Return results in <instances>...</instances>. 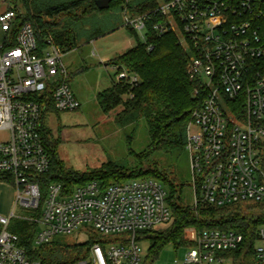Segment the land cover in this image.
<instances>
[{
  "label": "built area",
  "instance_id": "2783aa9c",
  "mask_svg": "<svg viewBox=\"0 0 264 264\" xmlns=\"http://www.w3.org/2000/svg\"><path fill=\"white\" fill-rule=\"evenodd\" d=\"M12 0H0V31H10L18 13ZM124 27L145 42L150 32L174 35L189 52L188 77L201 96L186 127L193 208L264 202V0H161L141 14L123 10ZM114 82L135 87L138 75L119 66ZM61 53L48 42L39 49L33 27L23 24L15 45L0 44V175L15 188V206L35 210L33 244L89 229L102 236L77 264H144L137 234L170 224L172 212L164 186L155 179H133L103 188L97 182L70 193L46 183L51 159L44 146L45 106L34 99L46 87L57 112L80 108L68 84ZM132 98V94L127 95ZM0 217V264H40L28 259L18 236ZM180 264H233L243 237L220 230H189ZM254 264H264V226L256 232Z\"/></svg>",
  "mask_w": 264,
  "mask_h": 264
},
{
  "label": "trees",
  "instance_id": "16d2710c",
  "mask_svg": "<svg viewBox=\"0 0 264 264\" xmlns=\"http://www.w3.org/2000/svg\"><path fill=\"white\" fill-rule=\"evenodd\" d=\"M94 1L74 0L51 5L50 0H12V9L18 13V17L10 31L4 33V48L13 47L19 28L25 23H30L40 50L45 49L50 42L57 50L59 48L61 51H70L76 44V35L69 28L70 23L94 19L110 14L113 10L122 12L126 9L132 14H141L155 8L159 3L157 0H138L130 5L126 0H110L109 7L100 10ZM19 3L23 13L16 10ZM125 29L130 35L137 37L135 31L127 27ZM188 58L189 52L178 44L174 35L158 37L149 32L145 42L138 40L134 47L107 62L108 66L122 67L139 77L135 87H123L113 82L111 87L97 95L98 105L104 114L122 107V111L115 118L119 125L133 123L141 118L146 122L150 144L145 151L132 153L137 165L130 169L113 162H108L102 169L85 173L64 168L57 151L59 142L49 137L44 127L45 114L48 111L57 112L47 91L50 88L48 85L41 97H34L45 106L41 120L42 133L45 149L51 159L50 173L42 179L46 183H61L65 191L70 193L74 188L89 182H97L106 188L133 179H144L142 175L156 174L155 177L159 179H148L158 180L168 188L169 196L166 202L172 212V221L167 229L143 233L150 243V262L167 244H172L175 248L188 247L190 244L184 242V230L195 227L199 231L213 229L240 234L243 237L241 247L227 255L232 258L233 264H254L256 232L264 226V219L256 217L264 212H255L253 209L264 206V202H239L222 207L199 205L193 208L183 204L180 190L176 191L173 184L157 175V167L149 169V173L143 171V164H148L150 156L155 153L178 157L184 151L186 127L201 100V96L194 94L195 82L191 81L187 74ZM129 94H132V98L127 97ZM0 181L11 183L8 177L1 175ZM235 207L239 209L235 211ZM243 208L247 210V214L240 211ZM229 209L233 211H227ZM222 211L227 212L221 214ZM36 230L35 223L23 220L19 221L11 232L18 236L19 245L28 259L40 264H76L86 257L92 245L106 242L102 236L90 230L91 235L85 245L56 242L34 248Z\"/></svg>",
  "mask_w": 264,
  "mask_h": 264
},
{
  "label": "rangeland",
  "instance_id": "374dc122",
  "mask_svg": "<svg viewBox=\"0 0 264 264\" xmlns=\"http://www.w3.org/2000/svg\"><path fill=\"white\" fill-rule=\"evenodd\" d=\"M72 1L74 0H50V4L59 5ZM126 1L133 5L138 0ZM16 10L23 13L20 3ZM123 25L124 16L119 10H113L110 14L100 15L94 19L72 22L69 28L76 35L74 48L70 51H61L58 48L61 61L69 72V87L79 101L80 108L69 112L48 111L45 114L44 127L48 131V136L59 142L58 155L68 171L92 172L102 169L108 162L130 169L137 165L132 153H141L150 144L147 125L143 118L133 123L119 125L115 118L122 111V107H117L110 113L104 114L97 102V95L112 86L117 73L111 66H105V64L134 47L140 40L138 33L135 32L137 37L130 35ZM3 38L4 35L0 32V44ZM102 59L108 61L103 62ZM7 135V132H1L0 140L7 139ZM142 167L144 173H149V169L157 167V175L173 184L176 191H181L183 204L193 207L194 193L190 162L185 148L178 157L155 153L150 156V162L143 164ZM155 176L156 174H148L142 175V178L159 179ZM164 190L167 200L169 191L166 186ZM14 202V186L0 181V217L9 218ZM259 207L254 208L253 211L264 212V206L260 207L261 209ZM235 209L239 208L235 207ZM227 211L230 212L233 209ZM227 211L220 213L224 214ZM240 211L247 214L245 208ZM14 215L15 217L10 220L7 228L10 232L19 221L33 222L38 218L35 210L20 206L16 207ZM256 218L264 219V214ZM170 224L160 225L156 227V231L167 229ZM37 230H39L38 226ZM189 230L199 231L195 227H188L184 230V242L187 245L190 244ZM90 235L89 229H80L69 235L55 236L50 243L85 245ZM137 239L141 247L142 261L147 264H180L187 251L185 247L175 248L174 245L167 244L150 262L152 256L149 253V241L144 238L143 233H138ZM33 247L39 248L35 244Z\"/></svg>",
  "mask_w": 264,
  "mask_h": 264
},
{
  "label": "water",
  "instance_id": "95a60500",
  "mask_svg": "<svg viewBox=\"0 0 264 264\" xmlns=\"http://www.w3.org/2000/svg\"><path fill=\"white\" fill-rule=\"evenodd\" d=\"M94 3L98 9L103 10L109 7L110 0H95Z\"/></svg>",
  "mask_w": 264,
  "mask_h": 264
},
{
  "label": "crops",
  "instance_id": "0c3cea01",
  "mask_svg": "<svg viewBox=\"0 0 264 264\" xmlns=\"http://www.w3.org/2000/svg\"><path fill=\"white\" fill-rule=\"evenodd\" d=\"M3 10V8L2 7H0V12ZM1 32V31H0ZM3 35H4V33L3 32H1ZM102 61L103 62H106V61H108V60H105V59H102ZM105 66H106V64H105ZM9 184H11V183H9ZM16 207L17 206H15V202H14V206H13V209H12V212L11 213H14V211H15V209H16ZM11 215V214H10Z\"/></svg>",
  "mask_w": 264,
  "mask_h": 264
}]
</instances>
